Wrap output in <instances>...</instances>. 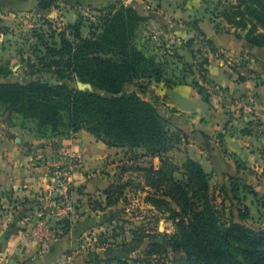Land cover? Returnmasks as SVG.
Returning a JSON list of instances; mask_svg holds the SVG:
<instances>
[{"label": "trees", "instance_id": "obj_1", "mask_svg": "<svg viewBox=\"0 0 264 264\" xmlns=\"http://www.w3.org/2000/svg\"><path fill=\"white\" fill-rule=\"evenodd\" d=\"M6 2L14 3L17 8L22 5L26 10L36 7L40 12L51 10L55 1ZM235 8L241 17V21L236 22L243 27L247 23L253 26L246 36L249 44L264 46V32L257 31L259 26L264 29V0H237ZM99 13L101 26L96 29L92 23L87 35H83L82 21L68 26L74 39H68L66 31L59 34L62 47L53 51L64 55L50 62L51 66L56 65V82L10 81L0 69V105L9 111L8 119L17 114L25 121H35L42 134L86 129L109 146L143 149L141 156L160 159L158 166H137V169L146 173L147 185L162 190L181 209L178 214L182 219L176 223V232L170 237V248L153 243L144 259H108L96 264H264V229L251 230L233 220L221 223L208 196L211 175L203 165L188 158L180 167L168 157L167 153L186 140L187 135L171 131L160 111L159 97L148 92L149 85L155 82L171 88L186 83L193 76L192 84L203 99L211 103L213 96L226 90L208 78L211 54H219L220 48L207 37L197 20L190 23L194 36L179 48L188 50L193 61H184L178 46L173 45L169 52L182 61L186 74L180 80L176 76L171 79L166 75L165 61L147 54L138 45L141 28L151 19L149 11L122 4L101 9ZM99 27L101 32H98ZM215 27L218 32H230L217 24ZM196 45L200 47L195 49ZM204 50L199 61L197 51L203 53ZM220 56L224 55L220 53ZM77 78L91 83L94 90L79 89ZM127 85L136 88L127 91ZM252 132L243 130L245 134ZM230 181L237 199L240 187L256 194L242 178L230 176ZM125 187L112 183L103 192L106 197L98 207L104 209L116 204ZM91 205L98 210L93 206V199ZM247 214L248 211L243 216ZM60 223L64 234L68 233L72 221L64 219ZM171 252L180 257H172Z\"/></svg>", "mask_w": 264, "mask_h": 264}, {"label": "crops", "instance_id": "obj_2", "mask_svg": "<svg viewBox=\"0 0 264 264\" xmlns=\"http://www.w3.org/2000/svg\"><path fill=\"white\" fill-rule=\"evenodd\" d=\"M6 1L0 0V5L8 6ZM204 1L63 0L59 8L64 9L61 19L74 25L82 21L87 10L99 13L111 6L140 7L144 3L151 16L145 25L147 30H171L188 38L194 36L189 24L197 20L207 37L220 48L219 54H211L208 78L226 90L218 92L208 103L192 84L193 76L171 88L162 82L152 84L157 94L164 96L166 105L180 115L174 121L187 133V139L169 154L179 161L192 158L200 162L206 172L214 173L226 187L230 185V176L257 185L251 171H264V46H251L246 37L233 31L218 32ZM82 23L84 32L86 22ZM182 55L191 61L188 50ZM244 129L253 132L245 134ZM124 150L109 146L86 129H64L37 137L0 127V264H84L87 257L77 252L82 237L103 216L99 215L103 212L92 208V198L103 195L118 178L110 176L109 169ZM67 153L78 161L69 172L70 187L52 190L47 169ZM44 191L53 195V203L46 210ZM65 194L78 208L69 232L64 234V230H52L51 225L59 220L53 212L54 201ZM32 230L38 231V237L44 230L49 241L41 242Z\"/></svg>", "mask_w": 264, "mask_h": 264}, {"label": "rangeland", "instance_id": "obj_3", "mask_svg": "<svg viewBox=\"0 0 264 264\" xmlns=\"http://www.w3.org/2000/svg\"><path fill=\"white\" fill-rule=\"evenodd\" d=\"M54 1L51 10L40 12L36 7L26 10L21 5L17 8L14 3H9L8 6L0 5V38H2L0 40V69L1 74L5 75L8 80L29 82L31 79H42L52 83L56 82L54 76L56 65L51 66L50 62L60 55H64L53 51V49L62 47L61 35L59 34L66 31L68 39L74 38L68 28V23L61 19L64 16V13L61 14L64 9L59 8V4L63 0ZM204 2L207 14L220 28L233 31V33L244 37L249 35V30L253 28L251 23H247V26L243 27L236 22L241 21V17L237 13L238 10L235 8L237 0H205ZM143 4H140L139 8L148 11ZM100 15L101 13L87 10L86 14L82 16V21L86 22L83 35L88 34L92 23L95 28L101 26ZM87 27H89L88 31H86ZM257 31L264 32V29L259 26ZM98 32H101V27H99ZM183 35L180 32L173 33L171 30L154 32L143 26L138 37V45L147 54L157 55L160 60L165 61L164 67L167 77L172 79L176 76L180 80L186 71L183 70L182 61H179L176 55L169 52V49L173 45L178 46V48L182 47L184 41L190 39V37ZM194 47L198 49L200 45ZM184 50L183 48L178 49L181 55ZM204 52L205 50L203 53L197 51L199 61L202 60ZM67 55L69 54L67 53ZM182 58L185 61V56ZM191 79L190 76L189 80ZM78 81L82 80L77 78V86ZM135 88L133 85L126 86L127 91H132ZM148 92L151 96L159 97L160 111L166 118L171 131L178 133L182 131L187 135L180 123L174 121V118L180 117V115H177L175 110L166 105L165 99L163 101L164 96H159L152 85H149ZM8 112L5 106L0 105V127L2 128L37 137H47L54 134L52 131L42 134V130L37 127L35 121H25L17 114L8 119ZM121 153L119 157L114 158L113 166L109 169V175H118L114 183L123 184L126 187L118 202L104 209L98 207L106 197L104 194L92 198L93 206L98 208L97 211L103 212L99 213L103 216H100L101 218L99 217L93 228L82 237L77 252L87 257L84 264L101 263L108 259H144L153 243L170 248V237L176 232V223L182 219L178 214L181 211L180 207L165 196L162 190L147 185L146 173L142 169H137V166H158L160 159L141 156L144 150L138 148L132 150L125 148L124 152ZM169 153H167L168 157L182 167L184 161L175 159ZM136 154L139 156L136 157ZM209 174L211 175V187L208 196L210 203L217 210L220 222L228 224L233 220L243 223L251 230L264 229V208L262 207L264 202V171H251L252 176L256 178L254 181L258 184L249 185L252 191H256V194L240 187L237 190L240 200L235 197V191H232L231 181L229 187H226L221 185V181L216 178L214 173ZM177 177L181 178V175L177 174ZM71 201L74 203L75 209L78 208V204L73 200ZM247 211L248 216H243ZM55 223L51 225L52 230H57L55 227L57 226L63 231V224L60 221ZM37 226L38 224L32 227ZM43 232L44 230H41V236L38 237V231L33 233L32 230V234H35L37 239L45 243V240L49 241V235H44ZM171 256L180 257L173 252H171Z\"/></svg>", "mask_w": 264, "mask_h": 264}, {"label": "built area", "instance_id": "obj_4", "mask_svg": "<svg viewBox=\"0 0 264 264\" xmlns=\"http://www.w3.org/2000/svg\"><path fill=\"white\" fill-rule=\"evenodd\" d=\"M78 164L77 158L72 153H67L62 159L54 161L49 165L47 169L48 177L52 180L51 188L52 190L58 189H69V175L70 171L76 167ZM42 194V193H41ZM46 194V195H45ZM43 195L46 196V204L44 206L45 210L48 207L49 203H53L51 201L53 199L52 192L46 193L43 192ZM54 214L59 218V221L63 219L73 220V216L75 214V206L74 203L68 198L65 194L63 197L60 195L57 201H54ZM56 224V223H55ZM57 229L61 230L60 227L55 226ZM62 231V230H61Z\"/></svg>", "mask_w": 264, "mask_h": 264}, {"label": "water", "instance_id": "obj_5", "mask_svg": "<svg viewBox=\"0 0 264 264\" xmlns=\"http://www.w3.org/2000/svg\"><path fill=\"white\" fill-rule=\"evenodd\" d=\"M78 88L81 89V90H90V91H93L94 90V87L91 83H84L82 81H78Z\"/></svg>", "mask_w": 264, "mask_h": 264}]
</instances>
